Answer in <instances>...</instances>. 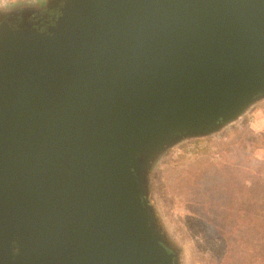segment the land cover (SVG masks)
Wrapping results in <instances>:
<instances>
[{"label":"water","instance_id":"obj_1","mask_svg":"<svg viewBox=\"0 0 264 264\" xmlns=\"http://www.w3.org/2000/svg\"><path fill=\"white\" fill-rule=\"evenodd\" d=\"M56 1L0 20V264H179L150 176L264 102V0Z\"/></svg>","mask_w":264,"mask_h":264},{"label":"rangeland","instance_id":"obj_2","mask_svg":"<svg viewBox=\"0 0 264 264\" xmlns=\"http://www.w3.org/2000/svg\"><path fill=\"white\" fill-rule=\"evenodd\" d=\"M50 1L0 0V12L37 11ZM258 134L264 102L221 134L182 142L154 167L149 203L180 264H263L264 143L252 146V158L242 149Z\"/></svg>","mask_w":264,"mask_h":264},{"label":"flooded vegetation","instance_id":"obj_3","mask_svg":"<svg viewBox=\"0 0 264 264\" xmlns=\"http://www.w3.org/2000/svg\"><path fill=\"white\" fill-rule=\"evenodd\" d=\"M57 4H58V1L53 0L52 2L48 4L47 8L46 7L41 8L37 11H32V9H28L24 13V10L21 12L20 10L14 12L13 10V12L10 11L12 13H7L5 15H1V12H0V20L6 23L16 25V26H19V25L20 26H31L34 28L46 27L52 23L54 17L56 16Z\"/></svg>","mask_w":264,"mask_h":264},{"label":"trees","instance_id":"obj_4","mask_svg":"<svg viewBox=\"0 0 264 264\" xmlns=\"http://www.w3.org/2000/svg\"><path fill=\"white\" fill-rule=\"evenodd\" d=\"M255 142H257V144H255V143H250V144H248V143H244L243 145L244 146H242V149H243V151H244V153H245V155H247V156H249L250 155V157L252 156V149H253V147L252 146H255L256 147V145L258 146V145H262L263 143H264V135H260V134H258L257 135V139H255ZM249 147H250V149H249ZM252 158V157H251ZM264 163H263V161H262V165H263ZM262 165H261V167H262ZM260 167V168H261ZM213 191L214 190H217L216 188H213L212 189ZM217 195V194H216ZM218 195H220V194H218ZM253 195H255V193L253 192ZM231 200V204H232V199H230ZM262 200L264 201V197H262ZM230 204V206L229 207H227V210L228 211H230V210H232V208H231V205ZM217 209H219V210H223V208H220V207H218ZM263 229H264V227H262ZM263 247H264V245H263ZM176 254H177V252H176ZM178 255V254H177ZM253 260H255V258H253ZM262 260V262H263V264H264V258H262L261 259ZM178 263H179V258H178ZM180 264V263H179Z\"/></svg>","mask_w":264,"mask_h":264}]
</instances>
